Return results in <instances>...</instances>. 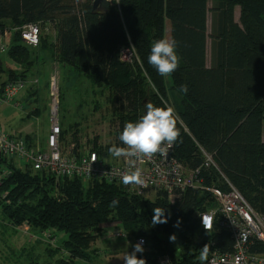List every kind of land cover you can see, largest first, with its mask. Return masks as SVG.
I'll return each instance as SVG.
<instances>
[{
  "label": "trees",
  "instance_id": "16d2710c",
  "mask_svg": "<svg viewBox=\"0 0 264 264\" xmlns=\"http://www.w3.org/2000/svg\"><path fill=\"white\" fill-rule=\"evenodd\" d=\"M212 1L209 9V0H112L108 5L104 1L105 14H97L94 0H0V30L9 20L13 26L39 21L54 25L57 61L94 85L109 88L122 110V129L144 114L148 100L156 106H174L180 133L174 143L175 156L190 169L201 167L206 185L220 183L225 188L214 167H204L203 151L213 155L229 182L264 213V0ZM40 25L37 47L24 44L20 34H14L13 58L28 56V48L54 46L47 43L49 34L42 33L45 26ZM161 38L177 41L180 64L169 77H161L147 61L152 43ZM19 43L27 49L20 52ZM131 48L136 58L123 60L122 51ZM181 85H187V94L179 92ZM61 97L60 92L59 104ZM61 127L67 142L68 131L62 123ZM24 137L33 143L31 136ZM117 144L122 145L118 137ZM4 169L8 173L0 185L1 212L14 227L26 223L31 231L65 232L68 237L60 248L48 247L51 256L68 252L69 259L62 258L58 264H74L76 259L92 264L100 250L92 249V244L104 236L103 225L114 222L127 237L145 239L144 252L137 256L150 264H157L158 256L164 254L174 264H203L199 257L205 245L208 256L214 250L233 249L231 235L218 223L208 231L201 225L200 214L215 207V199L206 190L187 189L171 203L165 192L151 200L105 180L90 181L94 183L88 188L80 178L57 181L43 172L17 167L0 154V172ZM114 199L119 204L110 207ZM156 207L165 209L166 223L153 225ZM253 250L264 251V243Z\"/></svg>",
  "mask_w": 264,
  "mask_h": 264
},
{
  "label": "rangeland",
  "instance_id": "374dc122",
  "mask_svg": "<svg viewBox=\"0 0 264 264\" xmlns=\"http://www.w3.org/2000/svg\"><path fill=\"white\" fill-rule=\"evenodd\" d=\"M105 1L107 5L112 3V0ZM208 6L209 9L212 8V0H209ZM237 20L239 21L238 14ZM5 23L7 25L4 26V29L17 27L8 24L13 23L12 20ZM39 23L44 24L41 21ZM211 26L210 13L208 18L209 34ZM45 27L42 33L49 34L46 36L47 38L44 37L47 43L56 44L54 25L49 23ZM14 36L7 38L9 54H4L0 61V94L5 87L2 88V85L6 81L10 80L9 82L13 84L23 82V86L18 89L10 101L0 102V128L13 136L29 135L34 145L46 146L52 119L50 86L56 72L59 93H62L58 118L68 131L67 142H65L66 149L72 152H82L87 149L100 151L105 161H119L120 158L112 157L108 149L113 145L119 146L117 137L119 138V133L122 132V128H120L122 110L112 99L109 88L94 85L90 79L78 73L74 68L57 61V45L51 48L43 45L36 49L28 48V56L13 58L10 48L14 44L13 42H17V40L15 41L16 35ZM20 46L25 47H22L20 52L27 49L22 44ZM125 50L121 53L123 60L132 61L136 58V53L132 48L129 49V52H125ZM211 61V40L209 39L207 44V64L209 66ZM146 88L149 90L148 87ZM169 93L172 96L175 95V92ZM143 112H145V105ZM13 161L17 167L25 169L22 161L18 159ZM214 169L221 177L220 169L216 167ZM82 181L86 188L94 183L86 179ZM216 186H220V183ZM157 193L151 191L147 194V198L156 200ZM214 206L218 207L216 201ZM103 226L105 228L104 236H100L91 247L100 249L93 255L92 264H124L125 253L133 250L137 240L129 238L125 234L117 235L118 232H121L118 223H107ZM67 237L68 235L61 231L48 230L40 233L31 231V228L26 225L14 227L3 215L0 207V264H58V260L68 258V252L61 250L55 256H51L48 247L60 248ZM74 264H87V262L76 259Z\"/></svg>",
  "mask_w": 264,
  "mask_h": 264
},
{
  "label": "built area",
  "instance_id": "2783aa9c",
  "mask_svg": "<svg viewBox=\"0 0 264 264\" xmlns=\"http://www.w3.org/2000/svg\"><path fill=\"white\" fill-rule=\"evenodd\" d=\"M11 33L20 34L24 44L37 47L40 44L41 25L31 22L23 26L0 30V56L9 51L6 40L14 35ZM124 57L126 59V56ZM54 74L50 86L52 119L46 146L31 144L24 136H13L0 128V154L13 164V160L18 159L24 163L25 169L43 172L55 177L57 181L61 177L86 179L89 182L105 180L121 185L127 193L132 195L148 197L147 194L151 191L165 192L171 203H175L180 194L187 189L206 190L214 196L218 207L200 214L202 227L205 229L203 217L208 218L211 225L209 230L218 223L231 235L234 245L230 252L214 250L203 264H264V251L253 250L258 249V244L264 243V213L255 210L223 173L221 176L226 185L225 188L206 185L202 168H188L175 156L174 144L168 149L166 155L156 154L151 159L136 161L134 165L131 160L123 157L117 162H107L103 154L95 150L87 149L82 152L67 150L58 118L60 95L58 76L56 72ZM22 86L23 82L6 84L0 94V102L10 101ZM203 154L204 167L218 169L213 155L205 151ZM134 167L141 169L142 178L145 181L143 187L126 186L121 182V176L130 169L134 170ZM7 173V169L0 172V185ZM6 196L7 192L2 195V198ZM24 225L28 226L26 223ZM120 234L124 233H117V235ZM140 241H143L145 246V239L138 238L137 242ZM157 264L174 263L169 254H164L158 256Z\"/></svg>",
  "mask_w": 264,
  "mask_h": 264
},
{
  "label": "clouds",
  "instance_id": "9594fccd",
  "mask_svg": "<svg viewBox=\"0 0 264 264\" xmlns=\"http://www.w3.org/2000/svg\"><path fill=\"white\" fill-rule=\"evenodd\" d=\"M177 41L175 39L161 38L154 41L151 45L150 54L147 57L148 64L151 65L161 77L171 76L179 67L180 57L176 51ZM155 90V89H154ZM179 92L187 94V85H181ZM157 95H159L157 90ZM177 128V114L174 108L167 103L164 106H156L151 102L145 104V112L135 121L126 122L119 140L123 146L113 145L108 149L109 154L114 158H125L133 162L142 161L145 158L151 159L156 154L166 155L169 148L179 138ZM124 185H136L143 187L145 181L139 167H134L126 171L121 176ZM118 200H113L110 207H116ZM165 209L153 208V225L166 223L164 217ZM205 229H210L207 217H203ZM175 240V236L171 237ZM143 241L137 242L131 252L125 253L124 264H146V260L139 258L137 253H143ZM208 257V246L205 245L200 253V261H206Z\"/></svg>",
  "mask_w": 264,
  "mask_h": 264
},
{
  "label": "water",
  "instance_id": "95a60500",
  "mask_svg": "<svg viewBox=\"0 0 264 264\" xmlns=\"http://www.w3.org/2000/svg\"><path fill=\"white\" fill-rule=\"evenodd\" d=\"M105 0H94L93 2V10L97 14H105L107 11V8L104 4ZM125 52H129V50H126Z\"/></svg>",
  "mask_w": 264,
  "mask_h": 264
},
{
  "label": "crops",
  "instance_id": "0c3cea01",
  "mask_svg": "<svg viewBox=\"0 0 264 264\" xmlns=\"http://www.w3.org/2000/svg\"><path fill=\"white\" fill-rule=\"evenodd\" d=\"M237 14H238V17H239V9H237V11H236V18H237ZM2 57H3V55L0 56V61H1ZM263 139H264V134H263Z\"/></svg>",
  "mask_w": 264,
  "mask_h": 264
}]
</instances>
